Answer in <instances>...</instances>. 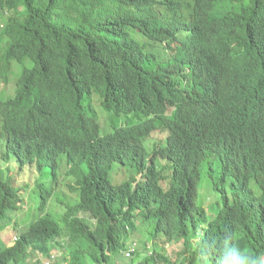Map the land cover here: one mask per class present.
Returning a JSON list of instances; mask_svg holds the SVG:
<instances>
[{
	"label": "trees",
	"instance_id": "16d2710c",
	"mask_svg": "<svg viewBox=\"0 0 264 264\" xmlns=\"http://www.w3.org/2000/svg\"><path fill=\"white\" fill-rule=\"evenodd\" d=\"M155 2L0 0V231L14 232L11 244L0 238V264H54L57 251L64 264H222L228 247L240 264L245 254L264 264V122L254 141L259 125L192 114L163 61ZM223 7L224 38L184 49L188 82L212 83L226 66L215 82L231 105L261 113L264 0H235L239 53L240 37L227 39L233 0ZM236 74L242 89L229 86ZM222 127L246 143L237 162L194 143ZM11 159L28 176L19 187ZM27 190L37 193L28 224L16 216ZM180 242L172 262L165 247Z\"/></svg>",
	"mask_w": 264,
	"mask_h": 264
},
{
	"label": "clouds",
	"instance_id": "9594fccd",
	"mask_svg": "<svg viewBox=\"0 0 264 264\" xmlns=\"http://www.w3.org/2000/svg\"><path fill=\"white\" fill-rule=\"evenodd\" d=\"M228 0H156L154 4L147 6L154 7V22L160 24L159 36L164 40L171 50L169 55L163 57L167 64L165 67L172 74L181 87L188 88L190 108L192 114L201 121L210 120L216 117L231 115L240 117L242 122L248 126L259 125L254 141H258L261 136L260 125L264 122V109L261 113L255 109L246 108L242 105H231V100L215 82L219 72L225 68H212V83H200L198 87H193L188 82L190 66L185 60H190L184 49L195 52H204L215 40L221 41L224 37L216 27L225 20L226 13L224 4ZM227 12L235 20L229 30L227 39L240 37L241 47L237 53L245 49V35H242L241 26L244 24L242 13L235 8ZM230 88L243 87V78L237 74L229 84ZM137 121L133 119L132 122ZM159 144L165 145L164 139L158 140ZM164 143V144H163ZM201 151H208L216 155V160L220 163L237 162L235 155L241 157V153L246 150V143L234 136L227 128L210 133L196 141ZM54 258V256L52 257ZM48 262L46 264H50ZM222 264H240L234 256L231 247L227 248ZM243 264H255V261L248 254L244 255Z\"/></svg>",
	"mask_w": 264,
	"mask_h": 264
},
{
	"label": "rangeland",
	"instance_id": "374dc122",
	"mask_svg": "<svg viewBox=\"0 0 264 264\" xmlns=\"http://www.w3.org/2000/svg\"><path fill=\"white\" fill-rule=\"evenodd\" d=\"M0 83H1V80H0ZM104 115L105 114H103L102 117H104ZM150 142H154V144H155L156 143V139H151ZM10 166L12 167V170L15 171V172L8 173V175H11V174L14 175L15 182H16V186L19 187V186H21L23 184V181H26L28 179V176L26 175V172H23L22 174H19V172L16 173L18 171V165L12 159L10 160ZM0 167H1V169H4L5 168L2 165V162H1ZM46 172H47V169L46 168H43V177L46 176ZM138 178H140V176H138ZM116 181H118V179ZM61 190L64 193V195H65L66 198H68V199L71 198L70 194L67 192V190L65 188H61ZM30 197H32L31 200H30V205H28V204H26L25 206H22L21 205L19 208H21L23 211H20V212H18L16 214V216L18 217L17 220L20 223H22V221L24 222V221L27 220L26 223L28 224L30 222V220H31V219H29V215L31 214V212H30V206H32L34 209L36 208V204H37V193H30V194H28V190L25 191V198L28 199ZM70 200H73V199H70ZM210 201H211V199H208L207 200L208 203H210ZM32 211H33V209H32ZM19 218L20 219L22 218V219L20 220ZM13 234H14V232H13L11 226H9V224H8L7 227H6V229L0 231V238L2 240H4L5 242H7L8 244H11ZM135 240H137V244H138L137 246H139V243L138 242L141 243L142 238L137 235V236H135L134 241ZM149 247H151V241L147 244V248H149ZM165 249L167 250L168 257H169V259L172 262H174V261H177L178 262L179 261L181 255H182V252H181V250H182V243L181 242L178 243V244L177 243L169 244V245H167L165 247ZM150 251H151V249L146 250V249H142L141 248V250H140V253H141L140 254V257L143 258L145 256H148L150 254ZM54 255H55V257L53 258L52 261L53 262H56V260H57V262L54 263V264H64L63 263V259H60L61 255H60V252L59 251H57L56 253H54ZM56 257H57V259H56ZM32 262H33V260H32ZM116 262H117V264H127L126 262H128V261L125 260V259H123V258H121V257H119L118 259H116ZM31 263H28V264H31ZM159 264H161V263L159 262Z\"/></svg>",
	"mask_w": 264,
	"mask_h": 264
},
{
	"label": "built area",
	"instance_id": "2783aa9c",
	"mask_svg": "<svg viewBox=\"0 0 264 264\" xmlns=\"http://www.w3.org/2000/svg\"><path fill=\"white\" fill-rule=\"evenodd\" d=\"M129 254H130V252H125V256L128 257V256H130ZM46 263H48V262H46Z\"/></svg>",
	"mask_w": 264,
	"mask_h": 264
}]
</instances>
